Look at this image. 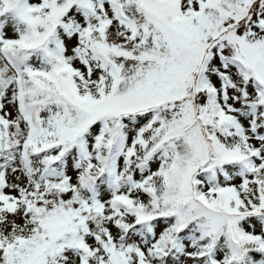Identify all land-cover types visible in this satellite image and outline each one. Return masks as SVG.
<instances>
[{"label":"snow or ice","instance_id":"1","mask_svg":"<svg viewBox=\"0 0 264 264\" xmlns=\"http://www.w3.org/2000/svg\"><path fill=\"white\" fill-rule=\"evenodd\" d=\"M0 264H264V0H0Z\"/></svg>","mask_w":264,"mask_h":264}]
</instances>
